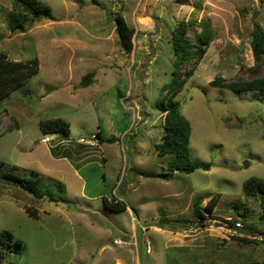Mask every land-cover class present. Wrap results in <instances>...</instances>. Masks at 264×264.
I'll return each instance as SVG.
<instances>
[{
    "label": "rangeland",
    "instance_id": "obj_1",
    "mask_svg": "<svg viewBox=\"0 0 264 264\" xmlns=\"http://www.w3.org/2000/svg\"><path fill=\"white\" fill-rule=\"evenodd\" d=\"M48 15L28 17L12 32L18 11L0 0V52L9 60H39V72L0 102V177L33 181L28 188L0 180V233L21 246L0 264H253L264 258V210L244 194L251 178L264 181V100L258 92L211 85L264 78V55L254 56L252 34L264 32V0H41ZM134 30L126 53L117 18ZM195 21L212 35L177 100L190 122L191 174L170 173L172 157L158 156L163 116L157 105L171 82L172 34ZM91 74V84L80 85ZM70 123V142L45 135L40 122ZM83 140V142H82ZM222 198L213 213L206 204ZM201 204L205 219L193 217ZM103 198L123 201L114 213ZM28 209L35 211L33 216ZM238 238L254 239L244 243ZM123 241L122 245L116 241Z\"/></svg>",
    "mask_w": 264,
    "mask_h": 264
},
{
    "label": "trees",
    "instance_id": "obj_2",
    "mask_svg": "<svg viewBox=\"0 0 264 264\" xmlns=\"http://www.w3.org/2000/svg\"><path fill=\"white\" fill-rule=\"evenodd\" d=\"M12 4L17 13L12 14L9 21V28L12 32L16 30L24 31L25 26L23 21L28 17L38 18L41 15H48L51 12V7L41 0H12ZM117 33L120 38V44L126 53H130L133 49L134 30L129 28L123 17L117 18ZM195 21H181L177 24L172 34V49L176 61L173 64L171 82L164 86L165 92L163 102L157 105L159 113L163 116V134L162 141L157 145L158 156L161 158L172 157L168 162L167 169L170 173L180 172L191 174L202 168L204 171H209L210 164L200 165L193 160L190 153L191 125L190 122L181 113V104L177 100L178 95L182 92L186 83L192 78V71H185L184 77L180 79L179 65L185 63L191 58H200L204 52L203 47H208L212 41V35L207 24L202 25V32L197 35L198 41L194 42L187 38L189 27ZM203 46V47H202ZM252 49L256 59L261 60L264 55V32L260 28H256L252 34ZM39 72V60L33 58L27 61H12L8 56L0 52V102L9 97L14 91L23 87L33 76ZM92 76L88 74L81 80L80 85L87 87L91 84ZM211 85L218 88H225L233 92H258L264 96V78H256L250 81H239L230 84H223L220 80H214ZM264 100V97L262 101ZM40 129L45 135L60 134L69 136L71 134L70 123L63 119H49L40 122ZM4 162L0 161V168ZM1 181L6 183H15L19 186L28 188L32 195L39 198L42 197L39 190L40 178L29 181L28 179L17 178L9 173L0 177ZM244 194L247 197L258 198L261 201V206L264 210V181L258 178H251L244 184ZM222 198V194L214 193L208 203L206 209L208 213H213ZM207 197H201L194 204L193 217L198 220L199 217L205 219V214L201 209V204ZM104 208L120 213L127 209L123 201L113 199L112 201L103 198ZM28 212L37 216L35 211L28 209ZM264 216V213L262 217ZM264 220V218H262ZM244 243H257L254 239L238 238ZM21 246L22 242L16 240L14 235L4 230L0 233V259L3 251H10L13 246ZM253 264H264L262 261H254Z\"/></svg>",
    "mask_w": 264,
    "mask_h": 264
},
{
    "label": "water",
    "instance_id": "obj_3",
    "mask_svg": "<svg viewBox=\"0 0 264 264\" xmlns=\"http://www.w3.org/2000/svg\"><path fill=\"white\" fill-rule=\"evenodd\" d=\"M61 139H63L64 141L70 142L72 141L70 136H65V135H60Z\"/></svg>",
    "mask_w": 264,
    "mask_h": 264
},
{
    "label": "built area",
    "instance_id": "obj_4",
    "mask_svg": "<svg viewBox=\"0 0 264 264\" xmlns=\"http://www.w3.org/2000/svg\"><path fill=\"white\" fill-rule=\"evenodd\" d=\"M82 142H83V140H82ZM116 243H118L119 245H122L123 244V241L118 240V241H116Z\"/></svg>",
    "mask_w": 264,
    "mask_h": 264
}]
</instances>
